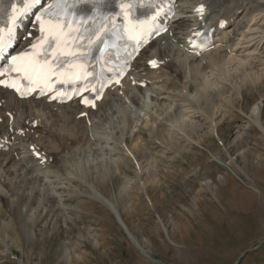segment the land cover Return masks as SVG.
I'll list each match as a JSON object with an SVG mask.
<instances>
[{"label":"rangeland","instance_id":"374dc122","mask_svg":"<svg viewBox=\"0 0 264 264\" xmlns=\"http://www.w3.org/2000/svg\"><path fill=\"white\" fill-rule=\"evenodd\" d=\"M195 1L179 0L176 26L192 20ZM230 1L203 0L209 7ZM255 3L264 13V0ZM245 21L240 19L239 26ZM227 32L231 34L232 28ZM164 43L151 46L132 73V79H147V86L126 81L107 97L109 107L92 111L88 120L77 115L79 120L62 126L59 107L36 101L14 105L15 119L8 124L23 128L28 137H39L37 148L49 164L37 173L23 168L27 156L23 145L33 143L22 133L12 148L15 153L4 152L12 160L7 164L4 154L0 157V264H264V140L251 115L257 106L264 126V80L256 87L247 85L232 107L224 106L219 136L199 132L201 145L192 142L182 152L184 157L167 161L154 178L144 176L153 178L156 187L132 188L127 196L119 189L126 179L130 184L138 181L135 157L146 143L139 142L132 150L135 129L184 80L165 67L162 70L174 85L164 89L142 71L147 58L157 56ZM173 50L178 53L174 61L183 65L182 75L189 80L184 66L188 55ZM123 108L128 115L124 120L119 113ZM66 109L73 117L78 112L73 105ZM31 120L37 121L36 127H31ZM237 130H244L243 138L234 141ZM1 132H7V126ZM54 132L71 139L76 132L80 142L66 149L50 138ZM143 137L147 144L154 143L146 127ZM53 157L57 162H50ZM36 174L41 176L37 181ZM208 182L219 188L223 202L214 198ZM98 195L106 198L120 220Z\"/></svg>","mask_w":264,"mask_h":264},{"label":"bare ground","instance_id":"6f19581e","mask_svg":"<svg viewBox=\"0 0 264 264\" xmlns=\"http://www.w3.org/2000/svg\"><path fill=\"white\" fill-rule=\"evenodd\" d=\"M198 4H201V2H198ZM257 8L255 0H231L228 3H218L214 6L206 7L203 17L194 11L192 20H189L188 24L174 26L168 34L162 38L165 43H167L166 46L165 44L164 47L161 46L162 49L160 48L158 56L151 57L149 60L156 59L163 63L162 67H172V72L176 74V77L183 78L184 80H182L180 84L178 83V88L176 86L177 89L176 91L174 90L176 93L169 95V92L166 95L167 98H164V104L161 105L162 107L154 114H145L144 117H146V119L140 124L141 128L135 129L136 131L133 133V137L131 138L132 141L130 143L132 144V150L139 147V142L145 141L146 145L139 150L137 157L134 156L136 162L135 172L138 175V181H135L134 184H130L128 179H126L119 187L120 191L126 196L132 188H137L141 191L146 189L148 185L155 186L156 181L154 182L153 178L160 172L167 161L173 162L177 157H184L182 152L187 150L188 147L190 148L192 142L201 145V140L198 139L200 136H198L199 132L208 130L211 135L219 136L218 127L225 114L224 106L228 105L232 107L233 101L235 102L242 97V90L246 88L247 85L256 87L262 83L264 80V13L257 11ZM240 19H246L245 24L242 27L239 26ZM202 25H207L214 31L215 46L211 51L200 56L189 54V58L187 57L185 59L186 63H184V66L186 68L188 67L187 69L189 70L190 75L188 78L189 80H185L184 75H182L184 72L181 70V66L183 65L180 66V64H176L174 61V56L178 53L174 55L175 51L172 48V43L187 53L188 48L186 38L190 37L195 31H197V29L202 27ZM231 28L232 33L229 34L227 31H230ZM237 32L239 33L237 34ZM170 33H172V37H169ZM234 36L237 38L234 39ZM166 59H168V61H165ZM139 60L140 59H137L135 62H139ZM203 62H205V64H203ZM166 63L168 64L166 65ZM162 69L163 68L160 67L156 71H152L149 70V67L147 66L144 70L150 74L151 78L149 80L156 84L161 82L162 88L165 89L164 85L167 88L173 86L174 84L172 83L170 75L163 72ZM185 74H188V72ZM107 96L108 91L105 92L102 100L96 103L97 110H103L109 106V102L106 100ZM161 100H163V98ZM0 102L4 104L3 108L0 110V118L2 122L4 121L3 117L6 113L5 110H14L10 102L25 103V101H16L8 91L2 89H0ZM70 105L72 106V104ZM70 105H64L61 107V109L64 110L61 113L63 116L62 120L61 118L59 119V116L58 119L59 121H62V126L64 124H67L68 126V124L74 122L75 116L77 115L75 114L73 117V112L69 113L66 111V108ZM126 110L124 108L122 111L119 110V113L122 112L123 120L125 119V116H128L126 115ZM79 112L87 113V116L90 115L88 114L89 111L85 108L79 109ZM37 115L43 120L44 116L42 114ZM251 115L254 116V119H252L253 124L259 128L261 135L263 136L262 139L264 140V126L259 120V108L257 106L253 107ZM156 117L159 119H156ZM77 123L80 124V122ZM148 123L151 124L150 127H148ZM57 124H59V122ZM247 125L250 128L251 124L247 123ZM77 127L80 129L79 126ZM145 127L146 129L148 128L150 139L154 141V143L147 144V141L143 137ZM10 130H12V132H10ZM0 131L3 130L0 129ZM242 131L244 132V130ZM242 131L238 132L237 130L234 141L241 139L243 136L242 134H244ZM72 134L74 135V133ZM77 135L78 134L75 132L72 139L71 137L65 138L63 136L61 138L54 132L50 134V138L57 141L59 144L64 143V147L68 149L80 142V138ZM33 140L35 142L36 138H32V141ZM18 141H20V139L16 130L8 125L7 132L0 133V144L3 146L8 145L9 142L13 145ZM87 142L89 143L88 140ZM150 145L152 146L150 147ZM30 146L33 145L31 144ZM158 148H160L159 151L157 150ZM59 150L62 149L59 148ZM11 151H13L12 153L15 152V150L12 149ZM25 153L27 156L26 160H23L25 162L23 168L29 173H37L48 164L49 159H47L45 154L38 152L41 154V159L36 160L30 155L28 148ZM2 155L3 153L1 152L0 157ZM3 157L4 159H2L6 161L7 164L12 160L11 158L8 159L5 155ZM215 158L216 156L214 159ZM217 158L216 160L218 161L221 157L219 156V158ZM41 160H44L45 162L41 164ZM219 160L221 161V159ZM54 161L57 162L56 157H53L52 163H54ZM144 176H153V178L149 179V177L148 180H144ZM39 177L41 176L36 174L34 180L37 181ZM206 186L219 203L223 201V199H221L222 196L220 197V194L218 193L217 187L212 186L209 182ZM98 198L100 200L102 199L109 210L116 214L117 218L120 220L118 214L115 213V210L108 205L106 198L101 195H98ZM122 227L126 234L134 241V238H132V235L125 226ZM67 253L68 252L66 251V254Z\"/></svg>","mask_w":264,"mask_h":264},{"label":"snow or ice","instance_id":"6c2138e0","mask_svg":"<svg viewBox=\"0 0 264 264\" xmlns=\"http://www.w3.org/2000/svg\"><path fill=\"white\" fill-rule=\"evenodd\" d=\"M22 2L23 9H13L14 14L9 17L11 26L7 28V31L0 29V59L8 58L9 60L7 69L0 71V77L7 75L8 79H0V85L7 89H13L19 96L25 97L37 89H39L40 95H43L45 90L52 91L55 83L64 84L85 80L92 75L88 71L90 67L88 61L93 58V51L98 50L103 57L105 49L109 47L103 38V29L97 30L88 37L73 36L71 31H66V25L59 19L55 22L50 21L47 25L42 22L40 28L42 35L36 43L31 45V49L10 55L9 50L13 46L17 19L29 7L37 3V0H22ZM61 2L64 7L67 6V0H58L56 6H60ZM142 2L143 0H141ZM96 3H102V0H96ZM195 11L203 17L205 5L200 4ZM141 43L143 42L141 41ZM97 44H103V47L94 49V45ZM149 63L154 67L157 64L155 60H151ZM93 78L95 79L94 76ZM96 98H99V93ZM93 106L95 105L93 104Z\"/></svg>","mask_w":264,"mask_h":264},{"label":"crops","instance_id":"0c3cea01","mask_svg":"<svg viewBox=\"0 0 264 264\" xmlns=\"http://www.w3.org/2000/svg\"><path fill=\"white\" fill-rule=\"evenodd\" d=\"M218 189V191H219V188H217ZM219 193V192H218ZM220 194V193H219ZM220 197H221V195H220ZM221 199H223L222 197H221ZM223 202V201H222ZM225 202V201H224Z\"/></svg>","mask_w":264,"mask_h":264}]
</instances>
